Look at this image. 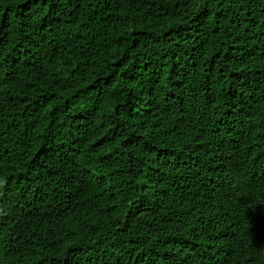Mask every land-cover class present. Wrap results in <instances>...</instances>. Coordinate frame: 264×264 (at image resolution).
Segmentation results:
<instances>
[{"label":"trees","instance_id":"1","mask_svg":"<svg viewBox=\"0 0 264 264\" xmlns=\"http://www.w3.org/2000/svg\"><path fill=\"white\" fill-rule=\"evenodd\" d=\"M0 264H264V0H0Z\"/></svg>","mask_w":264,"mask_h":264}]
</instances>
